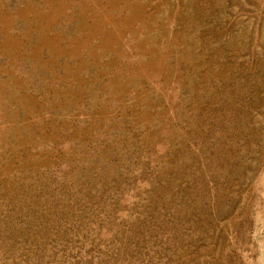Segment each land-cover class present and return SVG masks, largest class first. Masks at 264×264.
Returning a JSON list of instances; mask_svg holds the SVG:
<instances>
[{
    "label": "rangeland",
    "instance_id": "1",
    "mask_svg": "<svg viewBox=\"0 0 264 264\" xmlns=\"http://www.w3.org/2000/svg\"><path fill=\"white\" fill-rule=\"evenodd\" d=\"M0 264H264V0H0Z\"/></svg>",
    "mask_w": 264,
    "mask_h": 264
}]
</instances>
